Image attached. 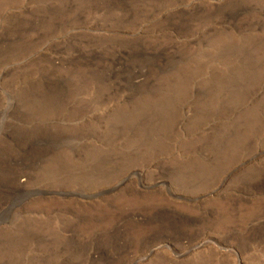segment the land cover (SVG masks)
Segmentation results:
<instances>
[{
	"label": "rangeland",
	"instance_id": "374dc122",
	"mask_svg": "<svg viewBox=\"0 0 264 264\" xmlns=\"http://www.w3.org/2000/svg\"><path fill=\"white\" fill-rule=\"evenodd\" d=\"M0 172V264H264V0H0Z\"/></svg>",
	"mask_w": 264,
	"mask_h": 264
},
{
	"label": "bare ground",
	"instance_id": "6f19581e",
	"mask_svg": "<svg viewBox=\"0 0 264 264\" xmlns=\"http://www.w3.org/2000/svg\"><path fill=\"white\" fill-rule=\"evenodd\" d=\"M110 1V0H109ZM118 3H121L122 0H116ZM61 3V2H60ZM116 3V2H115ZM110 4V3H109ZM113 4V3H112ZM64 6V5H63ZM108 7V6H107ZM38 17V16H37ZM4 40V39H3ZM143 55L141 53L139 54H136L134 57H132L134 60H131L130 62H125V63H122L121 61L119 62H115L114 63V66L113 68H111L109 70V73H107L104 77H101L105 80H119L123 77V74H126L131 68L134 67V70H135V66L136 64L138 63L139 61V57H142ZM145 58V56H144ZM143 58V59H144ZM148 58V57H147ZM146 59V58H145ZM151 60V59H149ZM118 61V60H117ZM143 61V60H142ZM145 61V60H144ZM140 62V61H139ZM149 62L146 60V63ZM151 62V61H150ZM141 63V62H140ZM144 64V63H142ZM151 69V68H150ZM135 72V71H134ZM133 72V73H134ZM102 74V73H101ZM136 74V72H135ZM133 75V74H132ZM137 77L135 78H138L139 75H136ZM98 77V75H97ZM134 77V76H132ZM100 79V78H99ZM141 79V78H140ZM108 80V81H109ZM107 82V81H106ZM126 82V81H125ZM112 83V82H111ZM121 83V82H120ZM62 91H63V88L61 89V86L58 84V85H53L49 88V92L47 93V95L43 96V98L46 97V99H49V100H54V99H57V96L59 97V95L62 94ZM61 97V96H60ZM39 101V100H38ZM55 101V100H54ZM43 102V101H42ZM59 138V137H58ZM42 139V138H41ZM31 141H34V140H31ZM30 141V142H31ZM229 142V141H228ZM53 143V140L52 138L49 139H45V140H38L37 142L34 143L35 146H38L40 148L41 145H44V144H49L50 147H53L52 145ZM31 145V144H30ZM33 145V143H32ZM48 146V147H49ZM43 147V146H42ZM41 147V149H43ZM46 147V146H44ZM29 148V147H28ZM55 149V148H54ZM34 150V148L32 149ZM53 150V149H52ZM26 151V150H25ZM42 153V152H41ZM40 154V153H39ZM42 155V154H40ZM36 156V155H34ZM39 157V155H38ZM44 157V156H43ZM42 157V158H43ZM42 158H37L36 159V162L37 164L41 162V160L43 161ZM47 158V157H46ZM35 159V157H34ZM32 160V159H31ZM32 161H35V160H32ZM22 162V161H21ZM19 163V162H18ZM31 163V162H30ZM21 164V163H19ZM17 165V162L16 164ZM32 165V164H31ZM34 166V165H33ZM36 166V165H35ZM2 176V179L0 177V219L5 216V214H8L11 209L14 207V205L16 203H18L17 201H19V199L23 198L24 194H23V187L25 184H22V183H19V186L17 185V187H13V179L12 177H10L8 173H5V172H0ZM121 185V184H120ZM117 189V186L116 188H113L112 190H116ZM110 191V190H109ZM23 201V200H22ZM16 207V206H15Z\"/></svg>",
	"mask_w": 264,
	"mask_h": 264
}]
</instances>
